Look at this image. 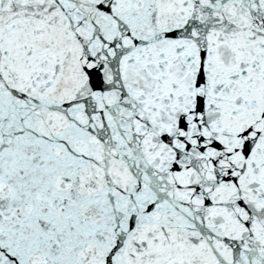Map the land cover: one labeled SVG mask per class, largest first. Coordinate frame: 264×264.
Returning a JSON list of instances; mask_svg holds the SVG:
<instances>
[{"label": "snow or ice", "instance_id": "obj_1", "mask_svg": "<svg viewBox=\"0 0 264 264\" xmlns=\"http://www.w3.org/2000/svg\"><path fill=\"white\" fill-rule=\"evenodd\" d=\"M0 264H264V0H0Z\"/></svg>", "mask_w": 264, "mask_h": 264}]
</instances>
